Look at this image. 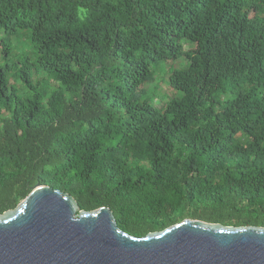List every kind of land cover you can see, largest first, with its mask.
Returning a JSON list of instances; mask_svg holds the SVG:
<instances>
[{
  "label": "trees",
  "instance_id": "obj_1",
  "mask_svg": "<svg viewBox=\"0 0 264 264\" xmlns=\"http://www.w3.org/2000/svg\"><path fill=\"white\" fill-rule=\"evenodd\" d=\"M36 186L264 228V0H0V216Z\"/></svg>",
  "mask_w": 264,
  "mask_h": 264
},
{
  "label": "water",
  "instance_id": "obj_2",
  "mask_svg": "<svg viewBox=\"0 0 264 264\" xmlns=\"http://www.w3.org/2000/svg\"><path fill=\"white\" fill-rule=\"evenodd\" d=\"M0 264H264V228L187 219L135 239L109 209L85 213L68 194L36 186L0 216Z\"/></svg>",
  "mask_w": 264,
  "mask_h": 264
},
{
  "label": "rangeland",
  "instance_id": "obj_3",
  "mask_svg": "<svg viewBox=\"0 0 264 264\" xmlns=\"http://www.w3.org/2000/svg\"><path fill=\"white\" fill-rule=\"evenodd\" d=\"M164 89H163V87H162V91H163Z\"/></svg>",
  "mask_w": 264,
  "mask_h": 264
}]
</instances>
